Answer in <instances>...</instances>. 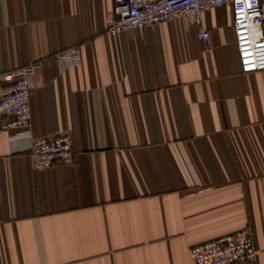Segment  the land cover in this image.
<instances>
[{"label": "crops", "instance_id": "1", "mask_svg": "<svg viewBox=\"0 0 264 264\" xmlns=\"http://www.w3.org/2000/svg\"><path fill=\"white\" fill-rule=\"evenodd\" d=\"M231 10L113 36V0H0V72L41 63L32 134L74 150L35 170L0 122V264H191L248 225L239 264H264V71L240 72Z\"/></svg>", "mask_w": 264, "mask_h": 264}, {"label": "built area", "instance_id": "2", "mask_svg": "<svg viewBox=\"0 0 264 264\" xmlns=\"http://www.w3.org/2000/svg\"><path fill=\"white\" fill-rule=\"evenodd\" d=\"M231 5L233 32L240 72L264 71V0H113V17L108 33L115 36L131 29H146L173 18L200 25L205 11ZM206 51L212 49L211 33L200 28L196 33ZM61 67L80 62L76 48L58 55ZM41 70L40 62L0 72L1 127L16 131L10 142L25 140L33 169L43 170L55 164H72L74 150L68 134L37 138L31 131V79ZM191 264H239L254 262L258 256L251 226L195 244L189 250Z\"/></svg>", "mask_w": 264, "mask_h": 264}]
</instances>
